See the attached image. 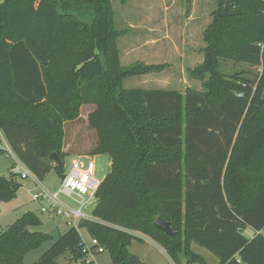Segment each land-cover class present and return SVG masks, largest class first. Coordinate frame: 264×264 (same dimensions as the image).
Here are the masks:
<instances>
[{
    "label": "trees",
    "instance_id": "obj_1",
    "mask_svg": "<svg viewBox=\"0 0 264 264\" xmlns=\"http://www.w3.org/2000/svg\"><path fill=\"white\" fill-rule=\"evenodd\" d=\"M204 64L188 74L204 90L126 89L124 81L163 66L121 64L112 0H3L0 4V130L13 153L42 181L64 176L65 124L94 105L93 155H107L92 216L81 228L106 248L111 264H143L128 247L141 233L175 264H264V0H216ZM92 9L83 21L73 9ZM230 59L262 68L254 82L220 71ZM208 77V78H207ZM4 154V152H0ZM62 162L57 165L51 156ZM0 177V202L20 185ZM161 218L175 236L155 226ZM24 214L0 233V264L53 237ZM251 229V239L244 232ZM81 235L69 229L34 264L82 259Z\"/></svg>",
    "mask_w": 264,
    "mask_h": 264
},
{
    "label": "rangeland",
    "instance_id": "obj_2",
    "mask_svg": "<svg viewBox=\"0 0 264 264\" xmlns=\"http://www.w3.org/2000/svg\"><path fill=\"white\" fill-rule=\"evenodd\" d=\"M2 2L3 0H0V4ZM112 5L117 29L119 32H125L118 41L122 66L129 67L139 62L164 67L160 72L126 79L124 81L126 89H169L183 94L188 88L205 91L204 82L191 77L187 71L195 70L204 64V50L207 46L205 33L213 22L214 12L218 9L216 0H112ZM73 12L81 20L88 22L94 16L92 9L75 8ZM220 71L228 77L241 74L244 78L255 82L262 68L221 59ZM94 110V105L83 106L79 119L65 124V142L70 153L64 160V170L80 156L87 157L95 164V178L103 181L111 171V160L107 155L92 153L96 147L97 135L90 129L88 117ZM14 165L13 157L0 154V177L10 179ZM60 179L59 174L52 170L42 182L51 192H57ZM14 180L21 187L11 201L0 202V233L24 214L29 212L36 214L41 223L35 230L48 234L54 239L25 256V264H34L63 235V228L66 226L63 224L58 229L56 222L50 221L42 211L41 205L33 201L32 194L37 189L32 182L23 181L19 176L14 177ZM95 204L94 198L87 206L86 214L89 217H93ZM80 234L87 242L90 241L91 236L85 229L81 228ZM254 234L251 229L244 232V236L248 239ZM197 247L199 246H194L193 252L204 256L208 264H220L212 253ZM128 249L130 253L139 256L143 264H173L159 254L158 248L146 243L133 241ZM59 262L84 264V259L75 261L71 254H67L60 258ZM97 262L111 264L109 252L106 251L104 255L99 256Z\"/></svg>",
    "mask_w": 264,
    "mask_h": 264
},
{
    "label": "built area",
    "instance_id": "obj_3",
    "mask_svg": "<svg viewBox=\"0 0 264 264\" xmlns=\"http://www.w3.org/2000/svg\"><path fill=\"white\" fill-rule=\"evenodd\" d=\"M0 152L13 157L15 165L12 173L23 181L32 182L37 191L32 194L34 202L41 205L42 211L50 221L62 222L68 229L79 232L85 221H96L86 214L87 206L96 199L102 181L95 178L96 167L92 160L80 157L73 160L60 179L57 192L49 191L33 172L13 153L5 136L0 130ZM81 235V234H80ZM80 254L84 264H99L97 258L104 255L106 248L96 238L87 242L81 236Z\"/></svg>",
    "mask_w": 264,
    "mask_h": 264
},
{
    "label": "crops",
    "instance_id": "obj_4",
    "mask_svg": "<svg viewBox=\"0 0 264 264\" xmlns=\"http://www.w3.org/2000/svg\"><path fill=\"white\" fill-rule=\"evenodd\" d=\"M115 22H116V19H115ZM151 90H153V89H151ZM157 90V89H156ZM158 90H169V89H158ZM68 149V145L66 144V142H65V145H64V152L66 153V154H69L70 153V150H67ZM80 157H82V156H80ZM49 190V189H48ZM50 191V190H49ZM52 191H54V190H52ZM56 224H57V227H58V229H59V226H62L63 225V223L62 222H56ZM63 226H65V225H63ZM69 229H67L66 227L65 228H63V234H65L67 231H68ZM134 236H136L137 238H139L141 241V243H146L147 245H151V246H153V247H155V248H158V250H159V254L161 255V256H165L168 260H170L173 264H174V262L171 260V258L168 256V254L166 253V251L162 248V247H160V245L159 244H157L154 240H152L151 238H149V237H147V236H145V235H143V234H141V233H138V232H133L132 233ZM252 238V237H251ZM250 238V239H251ZM194 246H196V245H193L192 246V250H193V248H194ZM197 248H199V247H197ZM133 254V253H132ZM196 254H198V253H196ZM133 255H135V254H133ZM198 255H200V256H202L200 253L198 254ZM135 256H137V255H135ZM139 259H140V257L139 256H137ZM202 258L205 260V257L204 256H202ZM141 260V259H140ZM186 261V262H185ZM206 261V260H205ZM207 262V261H206ZM181 264H187V260L183 257L182 259H181ZM208 264V263H207Z\"/></svg>",
    "mask_w": 264,
    "mask_h": 264
},
{
    "label": "water",
    "instance_id": "obj_5",
    "mask_svg": "<svg viewBox=\"0 0 264 264\" xmlns=\"http://www.w3.org/2000/svg\"><path fill=\"white\" fill-rule=\"evenodd\" d=\"M51 159L54 160V162H55L57 165H59V166L62 165L61 160L59 159V157H58L56 154H53V155L51 156ZM14 191H18V189H17V188H14ZM155 226H156L158 229H160L161 231L165 232L167 235L172 236V237L175 236V233L173 232L170 223H167V222L164 221L163 219L158 218V219L155 221Z\"/></svg>",
    "mask_w": 264,
    "mask_h": 264
}]
</instances>
